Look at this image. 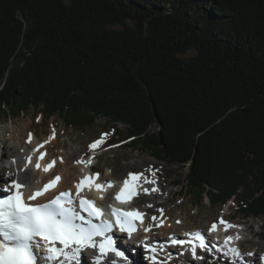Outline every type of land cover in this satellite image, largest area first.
<instances>
[{"label": "trees", "instance_id": "trees-1", "mask_svg": "<svg viewBox=\"0 0 264 264\" xmlns=\"http://www.w3.org/2000/svg\"><path fill=\"white\" fill-rule=\"evenodd\" d=\"M32 111L124 124L264 238V0H0V122Z\"/></svg>", "mask_w": 264, "mask_h": 264}, {"label": "snow or ice", "instance_id": "snow-or-ice-1", "mask_svg": "<svg viewBox=\"0 0 264 264\" xmlns=\"http://www.w3.org/2000/svg\"><path fill=\"white\" fill-rule=\"evenodd\" d=\"M101 143L103 140H97L89 147L96 149ZM39 147L42 148L43 144ZM45 155L46 153L39 155L34 167L37 171L48 173L56 162L53 160L42 165ZM28 162L33 163L31 156L28 157ZM87 163L91 164L92 161ZM139 178V175L129 174V179L124 181V186L115 197L119 203H129L138 194L136 181ZM95 179L96 177L81 179L75 185V196L70 191H61L46 202L38 201L56 188L61 176L56 175L41 188L31 191L26 198L24 189L28 188L30 183L27 175L12 179L7 184L0 181V192L7 193L0 199V264H82V260L87 264L88 255L93 256L92 264H108V258L112 255L119 260H128L125 251L117 247L118 243H124V239L116 230L130 240L138 232L137 221L143 224L144 214L138 210L122 211L111 208L110 214L114 220L105 219V207L97 206L93 200L81 196L84 188H94L97 192L105 191V186L95 183ZM107 187H113V184L108 182ZM152 191L157 189L153 188ZM152 220L155 221L156 217H152ZM220 223L225 221L221 220ZM231 227L234 226L227 224L225 230ZM211 230H216V224L212 225ZM149 231L150 227L144 228V232ZM195 238L199 240V247L207 250L200 233H196ZM231 240L232 237L229 236L225 243ZM141 243L146 251H156L146 243ZM171 243L183 245L185 242L172 239ZM230 251L239 256L237 249L232 248ZM191 252L195 258L196 248L192 247ZM151 260L152 264H156L155 256L151 257Z\"/></svg>", "mask_w": 264, "mask_h": 264}, {"label": "rangeland", "instance_id": "rangeland-1", "mask_svg": "<svg viewBox=\"0 0 264 264\" xmlns=\"http://www.w3.org/2000/svg\"><path fill=\"white\" fill-rule=\"evenodd\" d=\"M30 133L35 134L41 142H46L47 138L56 136L57 144L53 145L54 142L51 144V138L47 145L49 146V158L57 159L58 162H62L61 157L66 162H76L79 156L90 157L92 149L89 146L94 140L102 137V134H108L107 144L96 153L97 157L94 160V162L98 161V170L102 173L100 175L103 179L110 177L117 182L125 179L130 173L146 172L151 179L148 183L149 189L152 191L156 188L161 192L154 191L157 192V197L147 198L145 203L140 202L139 205L148 208L150 214H162L170 225L168 229L156 231L157 237H167L171 233H179L186 229H207L219 219L230 220L237 210V203L234 201L221 208V206H213L208 198H205L201 204H197L194 199L187 197L189 166L171 165L141 153L133 147V140L124 137L127 133V126L124 124L113 126L107 120L100 119L92 129L80 132L68 129L59 117L44 121L42 114L32 111L10 122H0V148L4 152V145L10 143L11 146H15L16 143H12L15 140L25 143ZM27 147L30 150L33 149L29 145ZM77 151L80 153L78 154ZM180 181L183 182L182 185L178 184ZM235 216L238 218L235 219L236 225H243L249 229V232L244 233L248 241L243 246L249 252L247 256L258 254L257 258H260L259 252L264 251V240L255 235L261 232L262 220L255 217H244L239 213ZM250 261L247 260V263Z\"/></svg>", "mask_w": 264, "mask_h": 264}, {"label": "bare ground", "instance_id": "bare-ground-1", "mask_svg": "<svg viewBox=\"0 0 264 264\" xmlns=\"http://www.w3.org/2000/svg\"><path fill=\"white\" fill-rule=\"evenodd\" d=\"M29 140H31V142H29ZM52 140H54V138ZM53 142V145L57 144L56 140ZM12 143H16V145L11 146L10 143H6L4 145L5 150L3 152V157L0 158V181L7 182L9 179H20L27 175L30 178L29 188H27L26 190L27 192L30 188H32L33 191L41 188L44 183H47L48 181L52 180L56 176V174L61 176V180L57 184L56 188L46 193L43 198L52 197L57 193L58 190L71 188L72 186L77 184V182H79L87 172H91L94 169V166L92 165L93 162L91 164L87 163L89 160L92 161L91 158L86 159L85 157L79 156L76 159V162L68 161V159L65 158L68 161L66 162L62 157L60 158L62 162H57L54 158L50 159V153H48L49 151H47L49 150V146L46 142L42 143L39 138H37V136L35 135L31 136L27 141H25V143L16 140ZM41 144H43L42 148L39 147ZM28 145L31 146L33 149L30 150L27 147ZM38 148L39 151H37ZM97 152V149H92V156H94ZM41 153H46L44 160L41 162L42 165H46L47 163H50L53 160H55L56 162L55 166L48 173H44L42 170L37 171L34 167V164L35 162H37L38 157ZM77 153L79 154L80 152L77 151ZM29 156L32 157V164H29L28 162ZM60 156H62V154ZM81 160L83 161V163H79V161ZM5 177H7V179H4ZM96 178H98V176H96ZM108 182H111L113 184V187H115V181L113 178L105 177V185H107ZM113 187H108V189H111ZM101 196H103V198L107 196L106 199L108 201L113 200L112 194L108 190L100 193L99 200H102ZM163 220L164 221L160 223L161 227L168 229L170 227L168 220L165 218ZM217 228L218 227L216 226V229ZM144 235L148 238L152 234L144 233ZM170 235H172V233ZM129 262L132 263V261ZM237 262L241 263L240 261ZM253 264H257L256 258L253 259Z\"/></svg>", "mask_w": 264, "mask_h": 264}]
</instances>
